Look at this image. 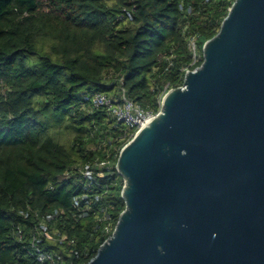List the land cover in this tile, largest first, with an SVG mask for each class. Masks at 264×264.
I'll list each match as a JSON object with an SVG mask.
<instances>
[{"label": "trees", "instance_id": "obj_1", "mask_svg": "<svg viewBox=\"0 0 264 264\" xmlns=\"http://www.w3.org/2000/svg\"><path fill=\"white\" fill-rule=\"evenodd\" d=\"M234 2L0 0V264H36L33 242L65 264L97 254L126 206L116 162L130 135L93 94L157 113Z\"/></svg>", "mask_w": 264, "mask_h": 264}, {"label": "water", "instance_id": "obj_2", "mask_svg": "<svg viewBox=\"0 0 264 264\" xmlns=\"http://www.w3.org/2000/svg\"><path fill=\"white\" fill-rule=\"evenodd\" d=\"M202 55L121 148L126 206L85 264H264V0Z\"/></svg>", "mask_w": 264, "mask_h": 264}, {"label": "built area", "instance_id": "obj_3", "mask_svg": "<svg viewBox=\"0 0 264 264\" xmlns=\"http://www.w3.org/2000/svg\"><path fill=\"white\" fill-rule=\"evenodd\" d=\"M190 48L194 52V62H197L199 57L196 54V45L194 41L190 42ZM92 103L95 107L106 108L112 116L123 122L129 130L130 139L141 127H143L158 113L145 109L140 104L131 101L125 96L124 92H122L120 98H113L104 92L97 91L92 96ZM81 173L85 178H90L92 176V170L89 165H85V167L81 170ZM75 204L78 205V200L75 201ZM48 218H52V216L48 215ZM110 229V225L107 224L105 226V231L108 233ZM41 233L47 240H55V235L51 234L46 226H43ZM17 235L20 239L22 238V229L17 231ZM59 240L61 242L66 241L67 236L62 234L59 237ZM32 246L36 250V264H65V258L61 253L46 251L39 246L37 242H33ZM69 264L74 263L70 262Z\"/></svg>", "mask_w": 264, "mask_h": 264}, {"label": "rangeland", "instance_id": "obj_4", "mask_svg": "<svg viewBox=\"0 0 264 264\" xmlns=\"http://www.w3.org/2000/svg\"><path fill=\"white\" fill-rule=\"evenodd\" d=\"M118 93V91H115ZM57 138L63 142L66 143L67 145L70 144L71 139H72V135L64 130H61V132L57 135Z\"/></svg>", "mask_w": 264, "mask_h": 264}]
</instances>
